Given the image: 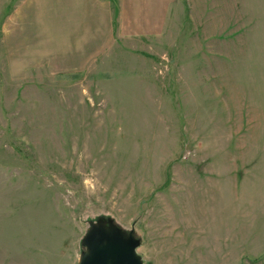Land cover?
Here are the masks:
<instances>
[{"label": "rangeland", "instance_id": "rangeland-1", "mask_svg": "<svg viewBox=\"0 0 264 264\" xmlns=\"http://www.w3.org/2000/svg\"><path fill=\"white\" fill-rule=\"evenodd\" d=\"M20 1L0 0V264H79L94 226L143 264H264V0H172L146 35L112 0L77 69L17 50Z\"/></svg>", "mask_w": 264, "mask_h": 264}, {"label": "crops", "instance_id": "crops-1", "mask_svg": "<svg viewBox=\"0 0 264 264\" xmlns=\"http://www.w3.org/2000/svg\"><path fill=\"white\" fill-rule=\"evenodd\" d=\"M111 1L21 0L15 11L17 50L21 46L36 48L38 57L49 59L56 67H87L117 33ZM171 1L118 0L116 30L148 34V27L159 28Z\"/></svg>", "mask_w": 264, "mask_h": 264}, {"label": "water", "instance_id": "water-1", "mask_svg": "<svg viewBox=\"0 0 264 264\" xmlns=\"http://www.w3.org/2000/svg\"><path fill=\"white\" fill-rule=\"evenodd\" d=\"M86 251L79 264H143L138 240L116 226H94L84 237Z\"/></svg>", "mask_w": 264, "mask_h": 264}, {"label": "clouds", "instance_id": "clouds-1", "mask_svg": "<svg viewBox=\"0 0 264 264\" xmlns=\"http://www.w3.org/2000/svg\"><path fill=\"white\" fill-rule=\"evenodd\" d=\"M83 184H84L86 192H88L90 195L97 194V188H96V185L98 184L97 180L93 179L92 177H86L83 181Z\"/></svg>", "mask_w": 264, "mask_h": 264}]
</instances>
